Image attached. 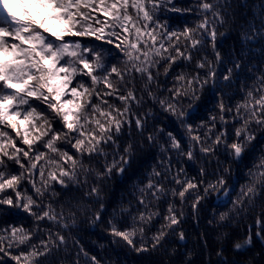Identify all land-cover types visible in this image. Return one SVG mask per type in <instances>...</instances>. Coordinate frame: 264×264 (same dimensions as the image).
<instances>
[{
  "label": "snow or ice",
  "instance_id": "1",
  "mask_svg": "<svg viewBox=\"0 0 264 264\" xmlns=\"http://www.w3.org/2000/svg\"><path fill=\"white\" fill-rule=\"evenodd\" d=\"M54 2L68 20L67 27L60 32L46 29L43 23L37 24L27 0H0V50L9 47L20 54L19 63H0V207L16 208L33 218L31 228L22 224L0 227V264H44V258L67 245L63 232L76 227L77 213L86 206L73 203L68 197L57 208L55 201L62 194L55 191L57 184L62 192H68L73 187L80 189L89 185V176H94L96 183L88 186L84 198H94L99 205L90 223L102 221L106 205L99 182L111 179L113 173L123 176L131 166L136 144L130 141L121 147L119 140L125 129L131 136L133 126L144 134L149 117L155 119L153 108L145 110L148 101L158 104L163 113L179 121L188 137L187 150L182 139L163 126H155L153 132L144 136L150 145L158 144L164 154L160 161L162 171L153 167L147 183L137 188L135 206L131 201L121 204L119 215L113 210L107 223L114 241L119 239L137 252L147 251L145 232L150 230L154 218H162L164 223L149 238L153 249L162 246L167 236L179 227L184 215L182 210L177 213L174 203L177 197L183 204L186 194L193 195L191 206L195 210L215 194L219 207L231 204L219 214V221L223 222L231 214L243 211L245 202L250 205L258 191H264V156L254 165L257 171H249L252 183L246 190L242 187L235 199L231 197L234 189L229 185L231 164L223 166L224 162L216 156L217 148L223 144L230 160L239 162L257 132L264 133V67L253 66L256 67L253 82L241 85L243 99L235 105L226 104L221 85L231 87L245 64L241 52L230 57L228 66L218 46L234 27L239 31L242 45L255 43L258 37L264 39V12L259 24L251 20L235 25V15L228 11L231 0H196L200 19L194 26L185 23L180 28L173 27L169 14L183 16L193 9L179 6L178 0ZM101 12L103 18L94 15ZM49 32L50 35L45 34ZM86 37L94 39L85 40ZM105 45L111 47L106 49ZM116 55L123 57L120 67L111 62ZM169 76L171 87L167 86ZM56 77H61L59 83L53 82ZM137 79L141 82L139 88ZM74 81L75 85L69 88ZM14 84L21 87L16 88ZM206 87L220 91L217 104L220 131L216 130L215 115L195 127L188 123ZM69 95L71 99H62ZM41 104L46 107L38 111ZM229 115L233 123L239 122L231 143L226 119ZM16 117H23L26 125H19ZM202 129H206L203 136L199 134ZM195 146H199L201 154L215 158L216 169L211 179L203 167L199 178L187 176L182 167L173 172L169 153H176L178 164L182 162L181 157L192 161ZM41 147L46 151H40ZM93 158H103L102 170L91 164ZM41 159L45 163L38 165ZM46 168L52 169L47 171V178ZM37 172L39 186L35 179ZM162 179L175 187H166ZM25 183L30 185V190L24 187ZM169 194L172 201L168 203L167 215L162 216L159 201ZM124 214L131 217V226L121 228L117 221ZM43 223L58 230L41 228ZM256 223L260 231L255 235L264 242V219ZM177 235L181 241L185 239L183 231ZM252 241L249 229L247 237L235 242L233 247L239 251ZM14 251L18 254L13 255ZM84 255L88 257V253ZM217 255H222V250ZM90 260L91 264H100L95 256Z\"/></svg>",
  "mask_w": 264,
  "mask_h": 264
},
{
  "label": "trees",
  "instance_id": "2",
  "mask_svg": "<svg viewBox=\"0 0 264 264\" xmlns=\"http://www.w3.org/2000/svg\"><path fill=\"white\" fill-rule=\"evenodd\" d=\"M27 3L29 4V11L36 19L37 24L43 23L44 27L50 29L52 32H60L67 27V18L61 15L63 9L57 7L54 0H27ZM178 4L181 7H190L193 11L183 16L170 13L173 27L182 28L185 23L189 26H194V23L200 19L196 11V0H178ZM231 4L232 7L228 11L229 13H234L235 25L251 20H255L259 24L260 15L264 12V0H231ZM94 15H99L103 18L102 12L94 13ZM45 34L50 35L51 33ZM65 39H68L67 35H65ZM84 39L93 40L94 38L86 37ZM97 43L100 42L97 41ZM218 46L224 54L225 64H228V66H230V57L243 52L242 58L245 67L240 71L238 80L231 87L221 85L223 92L226 93L224 96L225 103L235 105L237 101L243 99L244 93L241 91V85L246 86L253 82L254 74L256 73V67L253 66L264 67V39L258 37L255 43L242 45L239 31L234 27ZM109 47L111 46L105 45L106 49ZM233 49H235V53H233ZM9 56L10 50H0V63L16 64L20 62L18 58L12 59ZM122 59V56L116 55L115 59L111 62L117 63V66L120 67L122 65L119 64V61ZM249 68H252V71H249ZM176 70L178 71L179 69ZM221 71H223V68ZM60 79L61 77H56L53 82L59 83ZM163 79L161 77V82H163ZM171 79V76H169L168 87H171ZM74 85L75 81L72 85H69V88ZM136 86L137 88L141 86L139 79L136 81ZM14 87L19 88L21 85L14 84ZM166 94L163 93V95ZM219 96V90L206 87L201 100L198 102L199 106L192 113L188 123H192L195 127L201 121H208L209 116L215 115L217 117L216 130H222L219 121L220 113L217 107ZM62 99H71V96L69 95ZM39 103L37 102V104ZM33 106L35 107L36 104ZM44 107L46 106L41 104L37 110L41 111ZM148 107L153 108L155 119L149 117L144 134L141 135L133 126L131 136L127 134V129H125V134L119 140L121 147L130 141L136 144L135 157L131 166L123 176L113 173L111 179L99 182L100 187L103 189L102 195L106 205L102 213L101 222L95 225L90 223L92 213L99 205L95 202L94 198L91 200L84 198V193L88 190V186L96 183L94 176H89V185H85L80 189L73 187L68 192H62L60 186L58 184L55 185V191L62 193L59 199L55 201L57 208L68 197L72 198L73 203H82L86 207L84 211L77 213L78 220L76 227L70 231L65 230L63 232L67 238V245L61 246L58 251L54 250L53 255L44 258V264H75L76 261H79V264H91L90 258L92 256H95L100 261V264H221L222 261H226V264H264V242L255 235L260 231V227L256 223L257 220L264 219V191H258L256 198L250 205L245 202V209L243 211L238 215L235 213L231 214V218L223 222L219 221V214L227 211L231 207V204L219 207L220 201H217L215 194L210 199L202 201L195 210L191 206L194 200L193 195L186 194L187 199L183 204H181L177 197L174 201L177 213L179 214L181 210L184 213L181 223L174 233L167 236L162 246L155 249L151 247V240L149 238L164 223L162 218H154L150 230L145 232L147 251L137 252L119 239L113 240L107 223L113 216V210L116 209L117 215H119L118 210L121 204L127 205L131 201L135 206L136 196L139 195L137 188L147 183L148 176L152 172L153 167L155 166L158 171H162L160 161L164 158V154L161 153L158 144L150 145L144 140V136L149 132H153L155 126H163L167 131H172L178 138H181L182 145L185 151L187 150L188 137L184 128L180 126L179 121L175 117L163 113L158 104L153 105L151 101H148L145 105V110ZM45 115H48V113L46 112ZM226 119L229 121L227 131L229 133V143H231V140L234 138V130L239 126V122L233 123L232 116L230 115L226 116ZM15 120L19 125H26L23 117H16ZM54 126L59 127L58 124H54ZM205 130L202 129L199 134L203 136ZM9 131L11 132V130ZM31 132L32 134H36L35 129H31ZM12 134L14 135V133ZM160 142L164 143V140ZM25 150H27L26 147ZM107 150L111 151L110 148ZM40 151L46 150L41 147ZM194 154V160L189 161L186 157H181L182 162L178 164L176 153H169L172 156L173 172H175L176 168L182 167L187 176L199 178V171L203 167L209 174L208 178L211 179V173L216 169L215 158L201 154L199 146H195ZM216 156L220 161L224 162L223 166L231 164L232 175L229 178V185L234 189L231 197L235 199L240 195L242 187L246 190V186L252 183L249 171H257L254 165L258 164L260 158L264 156V133L257 132L256 139L239 162L230 160L223 144L217 148ZM109 160H111V156H109ZM37 163L38 165H43L45 162L41 159ZM91 164L102 170L103 158H93ZM11 167L13 170H17L16 166L12 165ZM49 170L52 169L46 168L45 178H47V171ZM35 179L37 186H39V172L36 173ZM162 182L166 187H175L169 180L162 179ZM24 187L30 190V185L27 183L24 184ZM47 199L45 197L46 202ZM170 201H172L171 194L159 201V211L162 216L167 215L166 209ZM67 208L68 205L65 204V209L67 210ZM133 211H135V208ZM117 223L121 228L131 226V217L128 214H124L122 219L118 220ZM13 224H22L25 228H31L33 226V218L16 208L9 206L0 207V227ZM40 227L52 228L53 231L58 230L48 223H43ZM249 229H251L253 234L252 244L245 249L235 250L233 247L234 243L238 241L242 242L249 234ZM180 231H183L185 234L184 243L180 242L177 235ZM74 240L79 243L74 244ZM33 243H38V240H33ZM81 246L83 251H81ZM136 246H140L139 235L136 237ZM221 250L222 255L218 256L217 253ZM85 252L88 253L87 258L84 255ZM16 254L18 253L14 251L13 255ZM11 264H15V262H11Z\"/></svg>",
  "mask_w": 264,
  "mask_h": 264
},
{
  "label": "rangeland",
  "instance_id": "3",
  "mask_svg": "<svg viewBox=\"0 0 264 264\" xmlns=\"http://www.w3.org/2000/svg\"><path fill=\"white\" fill-rule=\"evenodd\" d=\"M5 50H10V56L9 58H12V59H17L19 57V52L15 49H12V48H9V47H6Z\"/></svg>",
  "mask_w": 264,
  "mask_h": 264
},
{
  "label": "water",
  "instance_id": "4",
  "mask_svg": "<svg viewBox=\"0 0 264 264\" xmlns=\"http://www.w3.org/2000/svg\"><path fill=\"white\" fill-rule=\"evenodd\" d=\"M180 242H181V243H184L185 241H184V240H183V241L180 240Z\"/></svg>",
  "mask_w": 264,
  "mask_h": 264
}]
</instances>
